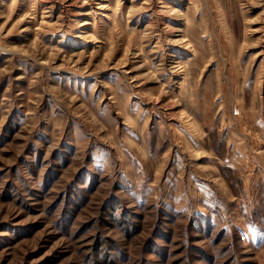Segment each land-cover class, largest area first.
Here are the masks:
<instances>
[{"label":"rangeland","instance_id":"rangeland-1","mask_svg":"<svg viewBox=\"0 0 264 264\" xmlns=\"http://www.w3.org/2000/svg\"><path fill=\"white\" fill-rule=\"evenodd\" d=\"M0 264H264V0H0Z\"/></svg>","mask_w":264,"mask_h":264}]
</instances>
